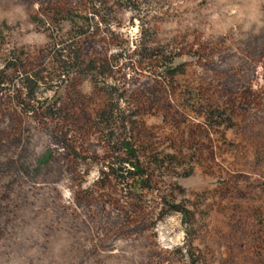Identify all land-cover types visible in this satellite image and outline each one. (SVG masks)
<instances>
[{
  "label": "rangeland",
  "instance_id": "rangeland-1",
  "mask_svg": "<svg viewBox=\"0 0 264 264\" xmlns=\"http://www.w3.org/2000/svg\"><path fill=\"white\" fill-rule=\"evenodd\" d=\"M95 4L0 0V264H264V0Z\"/></svg>",
  "mask_w": 264,
  "mask_h": 264
},
{
  "label": "trees",
  "instance_id": "trees-1",
  "mask_svg": "<svg viewBox=\"0 0 264 264\" xmlns=\"http://www.w3.org/2000/svg\"><path fill=\"white\" fill-rule=\"evenodd\" d=\"M96 0H89V8H87V15L83 16H76L78 17L77 19H79V21H81V26H77V27H73L76 28L78 30L82 29V24L86 23V29L87 32H82L80 34H78L76 37H81L82 35H85L86 33H88V29L90 28V24L88 22L93 21L94 18H98L100 17L101 21H104L102 19L103 16H100L99 14V10L98 8H96V4H95ZM71 20V19H70ZM72 21V20H71ZM83 31V30H82ZM74 42L70 41L69 43H66L65 45H63L61 48H58L57 50H54V58L56 61V65L60 64L57 67V74L56 77H58L59 79L64 76L65 74H69L71 73V71H75L78 66L75 65V63H77V61L80 59V56L75 55L73 53L72 50V46H73ZM57 53V54H56ZM170 63V61H169ZM10 66H7V69H15L16 70V64L15 61L11 62V64H9ZM4 71L0 70V87H2L6 82L4 81V78L2 77ZM24 84L23 87L24 89L27 90L26 96L28 98H32V94H34V90L37 87L38 84L43 83V78L39 75V73H35L33 74V76L27 75L25 79H23ZM119 148L120 150L124 151V158H120L118 160V165L119 167H123L125 165L129 166L131 168L132 172H129L127 170H125V174L126 175H131L130 177H137L139 176V178L143 177L142 172L139 170V167L137 165L136 162V156L134 154V151L131 147V145L129 144V142L126 141H122L119 143ZM73 155H77L75 152H71ZM124 169V167L122 168ZM120 179L123 180L125 179L124 176H120ZM177 211V210H175Z\"/></svg>",
  "mask_w": 264,
  "mask_h": 264
}]
</instances>
